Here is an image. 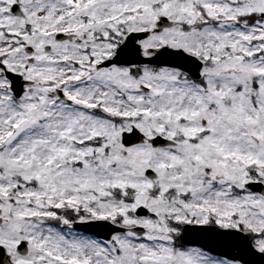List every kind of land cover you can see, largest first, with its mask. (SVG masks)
Segmentation results:
<instances>
[{
    "label": "snow or ice",
    "instance_id": "snow-or-ice-1",
    "mask_svg": "<svg viewBox=\"0 0 264 264\" xmlns=\"http://www.w3.org/2000/svg\"><path fill=\"white\" fill-rule=\"evenodd\" d=\"M0 264H264V0H0Z\"/></svg>",
    "mask_w": 264,
    "mask_h": 264
}]
</instances>
